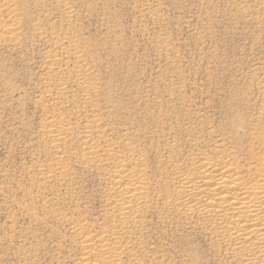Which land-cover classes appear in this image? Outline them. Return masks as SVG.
Here are the masks:
<instances>
[{
    "label": "rangeland",
    "instance_id": "374dc122",
    "mask_svg": "<svg viewBox=\"0 0 264 264\" xmlns=\"http://www.w3.org/2000/svg\"><path fill=\"white\" fill-rule=\"evenodd\" d=\"M5 1L0 0V264H81L84 251L74 227L88 225L97 235L114 229L115 219L122 221L113 210L118 194L111 190L112 166L82 162L79 132L89 130L88 118L101 120L95 141L104 135L116 151L130 143L149 158L156 198L151 196V207L142 206L145 218L138 225L128 219L133 231L122 237L129 254L137 253L141 264H230L202 229H190L163 209L156 191L167 179L159 157L177 128L196 138L200 127L217 133L236 116L259 119L260 0H72V15L57 0H10L19 22L13 42L6 41L3 28L10 20L1 11ZM66 37L82 47L94 68L97 88L90 95L77 84L76 72L50 69V57L64 58L54 46ZM61 82L68 85L64 94L57 91ZM53 115L72 122L79 137L62 145L61 154L47 135ZM179 143L188 155L186 138ZM61 157L64 166L58 165ZM62 166L68 174L57 177Z\"/></svg>",
    "mask_w": 264,
    "mask_h": 264
},
{
    "label": "bare ground",
    "instance_id": "6f19581e",
    "mask_svg": "<svg viewBox=\"0 0 264 264\" xmlns=\"http://www.w3.org/2000/svg\"><path fill=\"white\" fill-rule=\"evenodd\" d=\"M71 1L57 0V3L65 9L66 13L72 15ZM260 5L264 11L263 0H260ZM1 11L10 15L9 23L3 28L7 35L6 41L13 42L17 39L19 27V22L13 15V3L10 0L5 1L1 6ZM54 48L60 51V55L64 58L50 57L48 60L50 69L53 71L54 68H59L58 71L62 72H76L78 74L77 84L87 95L93 93L97 85L92 83L91 79L96 73L91 64L84 59L82 47L77 43L74 44L73 40L66 37L65 40L57 42ZM57 86L59 94H64L68 89L67 82L58 83ZM258 91L263 102L262 114L259 115V119L253 120L251 123L243 117L236 116L231 123L222 126L220 132L217 131V133L215 130L208 131L207 128L200 127V136L196 138H189L187 132L184 131L180 134V130L177 128L176 134L173 136L174 140H170L164 145L165 150L159 157L160 163L158 162L160 167L157 166L166 170L163 172L167 179L165 186L161 187L163 192L157 186L158 191L161 192L155 190L156 193H160L157 199L162 201L160 204L164 203L165 212L190 229L194 227L202 229L213 245L224 252L230 264H264V82L258 85ZM54 106L56 110L59 107V105ZM51 117L47 135L55 144L56 149L54 150L60 153L62 145H67L71 139L74 140L73 137L77 131L74 134L75 126L66 118L60 115ZM60 117V121L54 119ZM88 119L86 122L88 126L83 124L89 130L84 133L78 130L80 139L85 141V145H83L85 146L83 151L85 157L83 156L82 162L90 166L91 164L96 165L98 162L112 166L111 174L108 172L113 183H111L113 186L111 190L114 189L118 194L114 199L116 201L113 210H117L119 213L117 216H121L120 220L122 221L115 219L114 229L110 230L109 228L110 231L104 230L102 233L92 235V231L88 232L89 230L86 229L88 225H85V228L79 220L80 225L74 227V231L80 236V242L77 241V245L79 244L84 251L83 259H81L85 263H82L126 264L125 259L132 258L129 264H141L142 261L137 253L133 255L130 252L129 254V248L127 249L129 242L127 243L126 240V243H123L122 236L133 231L128 219H133L131 222L137 223L138 219L143 216L141 215L142 206L152 202L150 191L153 188H151V181H149L152 173L149 172L151 171L149 170V158L143 149L142 154L130 143H123L121 146L123 150L116 151L117 148L114 143L110 144L104 135H100L95 141L93 139L94 127L99 126L101 120L88 121ZM82 121L80 122L82 123ZM98 126L97 128H99ZM80 127V131H82L83 125ZM95 132L99 133V131ZM79 137L77 136L75 139L78 138L79 140ZM182 138H186V143L190 145L188 147L191 148V151H188V155L184 153L179 143ZM61 161H63L62 157L61 160L58 159L59 166L62 164ZM63 166L57 167L54 175H63L64 177L68 174V171L65 172L68 164L65 168ZM105 168L102 171L107 170ZM158 182L160 183V181ZM113 191L112 195H114ZM157 204L159 205L158 202ZM117 216L114 215L115 218ZM69 219L71 220L70 217ZM116 222L120 223L116 225ZM141 222L140 224H143V220Z\"/></svg>",
    "mask_w": 264,
    "mask_h": 264
}]
</instances>
